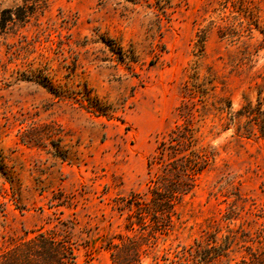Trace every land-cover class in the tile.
Instances as JSON below:
<instances>
[{
	"label": "rangeland",
	"instance_id": "1",
	"mask_svg": "<svg viewBox=\"0 0 264 264\" xmlns=\"http://www.w3.org/2000/svg\"><path fill=\"white\" fill-rule=\"evenodd\" d=\"M23 5L0 0V26ZM183 155L193 189L142 264L264 250V0H48L0 29V253L48 233L111 264L139 234L124 201Z\"/></svg>",
	"mask_w": 264,
	"mask_h": 264
},
{
	"label": "trees",
	"instance_id": "2",
	"mask_svg": "<svg viewBox=\"0 0 264 264\" xmlns=\"http://www.w3.org/2000/svg\"><path fill=\"white\" fill-rule=\"evenodd\" d=\"M24 5L15 10L6 11L11 17H4L0 29H5L9 21L28 22L39 10L47 5L48 0H23ZM14 16V19H13ZM171 147L190 141L189 135L172 136ZM164 152L167 144L161 143ZM161 158V157H160ZM187 159L183 155L180 159L168 163L164 168L165 175L158 177L150 190V196L144 200L141 194H133L125 202L124 207L130 211L126 228L134 232L139 227V234L119 235L116 240L107 244L111 253V264H142L149 248L161 231V223H171L176 202L181 201L193 189L192 178L200 170L197 160L187 159V163L178 164ZM172 175L173 178H170ZM124 208V209H125ZM162 220V221H160ZM136 230L135 232H137ZM144 231V233H143ZM145 231H148L145 233ZM213 241V243H215ZM198 246L199 243L196 242ZM226 254L224 246H212L202 251L192 247L185 250L180 261L194 264H207L209 261ZM0 264H77L74 251L70 244L48 233H39L15 243L6 251L0 253ZM236 264H264V250L249 249L248 257Z\"/></svg>",
	"mask_w": 264,
	"mask_h": 264
}]
</instances>
